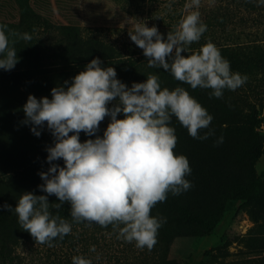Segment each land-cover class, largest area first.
I'll use <instances>...</instances> for the list:
<instances>
[{
    "label": "clouds",
    "instance_id": "clouds-1",
    "mask_svg": "<svg viewBox=\"0 0 264 264\" xmlns=\"http://www.w3.org/2000/svg\"><path fill=\"white\" fill-rule=\"evenodd\" d=\"M264 4V0H259ZM201 0H190L187 9H199ZM207 26L200 12L191 11L183 17L167 38L156 26L136 23L129 32L131 41L143 50L149 68H162L175 80L190 85L193 90L211 89V97L222 98L225 90L242 87L247 76L231 71L230 62L212 42H207L194 54L189 52L198 43ZM31 41L28 33L9 32L0 24V69L10 71L19 62L14 45L16 39ZM171 58V62H169ZM51 90V99L29 95L23 106V124L39 137L45 124L54 137V145L46 149L50 167L38 173L44 181L39 189L47 195L23 193L14 211L20 226L36 243L53 247L52 241L63 239L72 231L68 220L56 210L70 204V216L76 223H96L112 226L118 238L135 242L140 249L151 251L157 243L159 229L166 218L151 215L157 203L168 194L180 195L192 185L185 177L191 174L188 159L176 155L175 128L172 118L187 129L194 139L201 136L213 119L207 110L184 87L162 88L157 75H149L143 83L129 88L117 79L113 67H102L100 58L92 59L85 70L72 78L71 84ZM116 102L111 108L108 105ZM123 113V119H117ZM110 117L103 137L96 135L100 123ZM39 129V130H38ZM95 136L83 143L79 134ZM69 133H74L69 135ZM221 137L217 143H222ZM63 160L61 167L54 161ZM55 196L59 203H49ZM12 211L11 205L2 206ZM95 251V246L90 248ZM99 259V257H97ZM72 264H92L84 256H73Z\"/></svg>",
    "mask_w": 264,
    "mask_h": 264
},
{
    "label": "trees",
    "instance_id": "trees-1",
    "mask_svg": "<svg viewBox=\"0 0 264 264\" xmlns=\"http://www.w3.org/2000/svg\"><path fill=\"white\" fill-rule=\"evenodd\" d=\"M13 1L17 9L18 21L11 23L0 20V24L7 25L9 32L31 35L33 30L38 29V31L34 34L36 37L33 41L10 36V41L16 39V43L10 46L15 47L19 62L10 71L0 69V264H16L15 261L19 258L17 250L22 246L28 249L36 246L44 249L45 252L49 251L55 257L57 264H72L73 252L77 254L79 248H82L83 252L90 253L88 249L91 248L90 246L98 245L99 235L115 236L118 233L111 225L103 228L87 221L74 222L70 216L71 206L65 203L59 210L50 206V211L53 215L58 213L68 220L72 231L62 240L57 237L52 241L54 246L48 247L46 244L36 243L31 234L20 226L14 211L23 193L47 195L38 187L44 183L38 173L46 172L50 167L46 151L50 146L46 147L42 133L37 137L31 132V125L23 124L25 119L23 106L28 96L51 99V90L54 87H67L64 82L68 81L71 84L72 78L85 70V66L95 58H100L102 67L115 68L117 79L129 88L134 82H145L149 75H157L162 88L174 90L178 86L184 87L209 115H214L219 110L225 117L221 121L213 119L207 129L200 131L201 136L207 132L212 133L203 140L192 138L187 129L175 117L172 118L170 125L183 128L182 141L176 145L174 152L176 155H184L189 161L191 174L185 177L188 181L204 182V169L207 164L212 163L207 154L210 147H215L219 152L218 157L221 158L218 164L221 169L226 167V170L231 163L241 168L240 179L231 181L226 190L210 198L209 209L192 210L187 204H183L184 202L180 203L176 198L177 195L171 193L168 194L165 202L157 203L151 215L166 218V222L159 229L157 243L148 252L150 255L145 264H178L177 261L168 259V248L173 237L180 233L179 221L208 234L219 223L220 214L228 199L242 202L248 209L250 220L254 224L263 222L260 227L264 229V171L257 174L255 170V163L262 154L263 137L256 132L261 120L258 119L255 107L246 114H239L221 103L214 105L217 98H210L211 89L193 90L190 85L175 80L170 72L162 68H149L143 50L131 41L129 32L84 31L68 26L52 25L48 19L32 9L30 0ZM224 1V4H220L214 10L201 6L199 9L186 8L183 17L191 11L198 10L201 22L207 26V30L200 41L193 43L189 47V52H183L182 55L194 54L207 42H212L220 50L221 55L230 62L232 72L243 76L255 72L264 74V42L225 44L227 40L218 38V36H230L229 29H232L236 23L226 5L233 4L235 0ZM69 4L79 7L77 0L70 1ZM244 6L259 13L258 21L262 25V31L257 37L264 38V4H260L259 0H245ZM55 9L61 11L58 3L55 4ZM73 18L70 17L68 20ZM42 29H46L49 34L56 32V36L52 39L50 37L48 42L42 40L38 34ZM162 35L164 39L167 38V34ZM115 103L111 102L109 105L113 106ZM260 106L262 107V103ZM120 114L124 117L123 113ZM221 137L223 142L217 143ZM232 156L233 158L229 160ZM53 163L64 166L62 159ZM48 200L50 204L59 203L54 195L49 196ZM5 203L11 205L13 210L4 209L2 206ZM167 209L173 210L177 216L165 215ZM257 211L263 215L258 214ZM64 249H66L65 253H61L60 251ZM216 249L221 251L219 247ZM210 255V251L204 253L205 257ZM248 261V264H264V256ZM184 264H206V262L202 260L192 262L188 259ZM207 264L213 262L209 260Z\"/></svg>",
    "mask_w": 264,
    "mask_h": 264
},
{
    "label": "rangeland",
    "instance_id": "rangeland-1",
    "mask_svg": "<svg viewBox=\"0 0 264 264\" xmlns=\"http://www.w3.org/2000/svg\"><path fill=\"white\" fill-rule=\"evenodd\" d=\"M244 1L235 0L233 4H226L236 23L232 29H229L230 36H218V38L227 40L225 44L264 42V38L257 37L262 31V25L258 21L259 13L246 8ZM86 2L96 9V12L89 14V18L95 24L94 27L103 28L105 30L103 32H132L136 23H145L147 27L156 26L161 34L176 30L186 11L185 5L188 4V0H77V5L81 6ZM224 3V0H201L200 6L214 10ZM37 31L38 29L32 31V41ZM46 31V29L39 30L38 34L42 40L48 42L50 37L52 39L56 36V32L49 34ZM217 103L226 105L239 114H246L255 107L258 119L261 120L256 132L263 137L262 154L255 163V170L257 174H261L264 171V74L255 72L247 76V81L242 87L235 91H224L222 99L217 98L214 105ZM111 107L112 105H109V108ZM211 116L217 121L225 118L219 110ZM123 118L121 114H118L117 119ZM110 122V117H105L96 135L103 137ZM170 126L175 128L176 145H178L182 141L183 128ZM41 133L44 135L46 147L54 144V137L46 124ZM72 134L74 133H69V135ZM79 138L84 142L88 139H95V136L89 137L81 132ZM210 148L207 154L212 163L207 164L204 169V182L190 181L192 187L176 196L180 203L184 202L183 204H187L192 210L209 209L210 198L226 190L231 181L240 179V166L231 163L226 170V167L221 169L218 164L221 158L218 157L219 152L215 147ZM229 158L231 160L233 156ZM247 212L248 209L242 202L228 199L220 214L219 223L208 234L179 221L178 231L180 233L174 236L169 244L168 259L175 260L178 264H184L188 259L192 262L202 260L206 264L209 260L213 264H248L250 259L263 257L264 229L260 227L263 222L254 224ZM257 212L263 215L260 211ZM165 215L177 216L173 210L168 209ZM98 239L94 252L90 249H88L90 253L83 252L84 250L79 248L77 254L72 253V257L84 255L85 258L91 259L92 264H145L148 262L150 254L147 248L140 249L135 246V242H125L122 238H118V233L115 236L113 234L99 235ZM218 247L221 248L220 252L216 249ZM65 251L66 249L60 252L65 253ZM206 251L211 252L209 257L204 256ZM17 252L19 258L16 259V264H57L52 253L45 252L44 249L36 248V246L30 249L22 246Z\"/></svg>",
    "mask_w": 264,
    "mask_h": 264
},
{
    "label": "crops",
    "instance_id": "crops-1",
    "mask_svg": "<svg viewBox=\"0 0 264 264\" xmlns=\"http://www.w3.org/2000/svg\"><path fill=\"white\" fill-rule=\"evenodd\" d=\"M70 1L75 0H30V6L36 13L55 25L68 26L85 31H105L103 28L94 27V22L89 18V14L96 12L95 8L89 6L87 2L79 7H73L72 4H69ZM56 3L61 7V11H56ZM70 17L74 18L68 20ZM0 20L11 23L18 21V13L13 0H0Z\"/></svg>",
    "mask_w": 264,
    "mask_h": 264
}]
</instances>
